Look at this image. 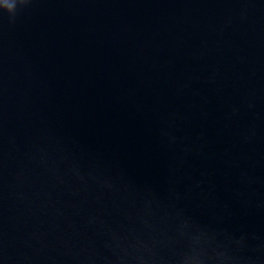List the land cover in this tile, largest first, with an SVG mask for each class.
<instances>
[{
	"label": "water",
	"instance_id": "water-1",
	"mask_svg": "<svg viewBox=\"0 0 264 264\" xmlns=\"http://www.w3.org/2000/svg\"><path fill=\"white\" fill-rule=\"evenodd\" d=\"M9 4L0 264H264V0Z\"/></svg>",
	"mask_w": 264,
	"mask_h": 264
},
{
	"label": "clouds",
	"instance_id": "clouds-1",
	"mask_svg": "<svg viewBox=\"0 0 264 264\" xmlns=\"http://www.w3.org/2000/svg\"><path fill=\"white\" fill-rule=\"evenodd\" d=\"M20 3L22 4H27L28 3V0H19ZM0 3H4V0H0ZM9 9H8V12L9 14H12L15 10V4H9Z\"/></svg>",
	"mask_w": 264,
	"mask_h": 264
}]
</instances>
